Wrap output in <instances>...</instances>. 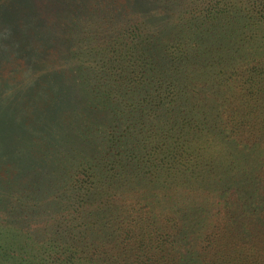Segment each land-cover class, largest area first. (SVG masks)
I'll return each mask as SVG.
<instances>
[{
	"label": "trees",
	"instance_id": "1",
	"mask_svg": "<svg viewBox=\"0 0 264 264\" xmlns=\"http://www.w3.org/2000/svg\"><path fill=\"white\" fill-rule=\"evenodd\" d=\"M6 1L0 264H264V0Z\"/></svg>",
	"mask_w": 264,
	"mask_h": 264
},
{
	"label": "rangeland",
	"instance_id": "2",
	"mask_svg": "<svg viewBox=\"0 0 264 264\" xmlns=\"http://www.w3.org/2000/svg\"><path fill=\"white\" fill-rule=\"evenodd\" d=\"M2 0H0L1 3ZM6 1V0H4ZM7 5L9 3V1H6ZM10 4V3H9ZM151 9L148 8L149 11L152 10V7H150ZM0 10H1V6H0ZM60 33V31L58 32V34ZM1 96V95H0ZM6 95L3 94L2 99H0V133H2V130L4 129V127L2 126L3 124H5L6 122H8L9 119H12V114L11 112L13 111V116H16L19 111L21 110V106L23 104H21V101H10L8 99L5 98ZM18 117V115L16 116V118Z\"/></svg>",
	"mask_w": 264,
	"mask_h": 264
}]
</instances>
